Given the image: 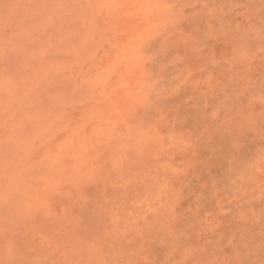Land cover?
<instances>
[{
    "label": "rangeland",
    "instance_id": "1",
    "mask_svg": "<svg viewBox=\"0 0 264 264\" xmlns=\"http://www.w3.org/2000/svg\"><path fill=\"white\" fill-rule=\"evenodd\" d=\"M0 264H264V0H0Z\"/></svg>",
    "mask_w": 264,
    "mask_h": 264
}]
</instances>
